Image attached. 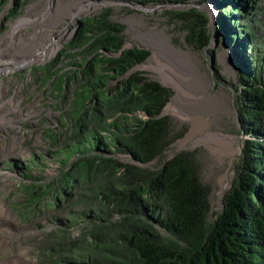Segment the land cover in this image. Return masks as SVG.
<instances>
[{"label":"trees","instance_id":"1","mask_svg":"<svg viewBox=\"0 0 264 264\" xmlns=\"http://www.w3.org/2000/svg\"><path fill=\"white\" fill-rule=\"evenodd\" d=\"M216 1L224 7L219 26L242 68L237 104L248 137L223 210L212 217L198 153L181 152L161 167L149 166L174 140L163 115L173 93L140 71L132 73L151 51L124 48L123 24L113 23L109 13L86 18L70 45L84 59L71 108L76 132L48 152L61 160L62 174L47 189L55 190L56 207L76 208L78 199L86 206L69 210L61 220L66 231L87 219L91 227L79 239L54 235L43 264H264V54L255 50L260 46L252 20L261 0ZM189 29L201 46L211 43L206 30ZM110 81L118 83L111 87ZM41 190L30 189V200L45 197Z\"/></svg>","mask_w":264,"mask_h":264},{"label":"rangeland","instance_id":"2","mask_svg":"<svg viewBox=\"0 0 264 264\" xmlns=\"http://www.w3.org/2000/svg\"><path fill=\"white\" fill-rule=\"evenodd\" d=\"M44 1L0 0V205L5 204L8 209L0 216V264H43L47 257L45 254L49 252L48 240L51 241L54 235L60 233L67 236V239H79L83 237L84 230L91 227V219L83 220L80 226L71 225L69 231L61 224L62 219L70 217L71 210L81 212L86 206L81 205L79 199L75 204L76 208L67 203L63 208L56 207L57 203L52 202L56 192H50L47 188L61 176L62 163L57 157L50 158L48 152L58 150L76 132L71 123V108L73 94L79 88L75 81L76 71L80 68L78 65L84 63L83 57L78 56L70 46L77 36V26L83 19L103 17L107 13L113 23H121L126 28L124 48L139 47L151 51L148 60L137 66L132 73L140 71L173 93L163 115L170 119L174 140L165 154L149 166L161 167L165 161L181 152L198 153L203 164L202 181L210 191L211 215L214 217L216 213H220L223 210V199L236 177V166L243 142L248 138L241 129L237 104V79L242 69L236 56L238 52L229 43L228 33L219 26L224 7L216 0H113L109 4L104 3L106 0H96V9L79 16L72 24L73 35L63 41L56 40L61 46L56 55L45 61L23 65V61L31 58L30 51L34 47L20 48L15 47V44L21 36L23 41L30 44L25 35L37 33L33 23L34 13L38 12L40 20L44 19L41 17L46 8ZM70 1L74 3L78 0ZM151 6L157 8L145 10V7ZM67 9V4L57 3L56 10L50 16L52 21L46 22L47 30L57 34L63 27L61 23H68L64 20L65 16H61L62 11L66 12ZM257 10L252 20L257 24L255 38L260 48L255 50L264 54V0H261ZM135 16L145 21L147 28H143V31L154 26L164 29L176 48L185 52L192 51L203 60L204 68L201 70L211 77L212 94L226 93V102L232 111L230 116L214 114L213 117L222 116V120L218 125L210 126V130L234 136L235 147L241 148L236 156H214L208 145L196 143L200 136L189 140L193 124L170 109L177 90L159 79L155 70L142 68L149 62L155 50L134 38L136 32L130 31L126 19ZM20 19H25L26 22L18 26ZM58 21L60 22L56 26ZM192 25L199 31L206 30L212 38L208 46H201L199 41L191 39L189 26ZM46 39L47 36L43 35L35 42L38 46L37 55ZM109 55L117 57L112 53ZM6 67L9 68L8 71L5 70ZM71 80L72 84L69 82ZM117 83L110 81L111 87H115ZM119 158L124 163L130 162L127 155H120ZM25 164H28L29 169L23 168ZM24 171L29 179L23 175ZM227 174L232 177V185L224 189L220 185V179ZM34 186L41 187V192L45 194L37 203L36 199L30 200V189ZM63 231H66L65 234Z\"/></svg>","mask_w":264,"mask_h":264},{"label":"bare ground","instance_id":"3","mask_svg":"<svg viewBox=\"0 0 264 264\" xmlns=\"http://www.w3.org/2000/svg\"><path fill=\"white\" fill-rule=\"evenodd\" d=\"M95 2L96 0H78L74 3L70 0H45L44 3L46 4V8L41 14V17L44 19L40 20V14L37 16L38 12L34 13L35 20H33V23H35L34 25L37 28V33L25 35L30 41V44L23 41L22 36L15 44V47L20 48H27L28 46L34 47V50L30 51L31 58L23 61V65L39 60L45 61L49 57L56 55L57 51L61 48V46L56 43V40L63 41L71 37L73 35L72 24L79 16L93 12L98 6ZM112 2L113 0H106L104 3L109 4ZM57 3L68 5L66 12L63 10L61 14L63 18L65 16L64 20H67L68 23L65 24L62 22L61 25H63V27L57 34H54L47 30L46 22L52 21V17L50 18V16L53 13L52 11L54 9L56 10ZM156 8V6L145 7V10H153ZM126 20L130 27V31L136 32L134 38L155 50L149 62L142 68L155 70L159 79L177 90L178 93L174 96L170 104V109L181 116L183 120L193 124L189 140L192 138L194 139L196 136H200V138L196 140V143L198 145L205 143L210 147L213 155L220 158L233 156L240 151V146L235 147L236 140L234 136L227 135L221 131L212 132L210 130V126L218 125L219 121L222 120V116L213 117L214 114L219 113L221 115L230 116L232 111L226 102V98H228L226 93L212 94L211 77L206 71L201 70L204 63L203 60L193 54L192 51L185 52L183 49L176 48L172 44L171 37L164 29L154 26L143 31V28L147 27L142 18L135 16L127 18ZM60 21L57 22L56 26ZM25 22V19H20L18 26ZM43 35L47 36V39L42 44L41 52L37 55L36 48L38 46L35 42ZM222 59L225 60V57L222 56ZM5 70L8 71L9 68L6 67ZM220 183L222 188L228 189V187L232 185L231 175L227 174L221 177ZM7 210L6 205L1 204L0 216Z\"/></svg>","mask_w":264,"mask_h":264},{"label":"water","instance_id":"4","mask_svg":"<svg viewBox=\"0 0 264 264\" xmlns=\"http://www.w3.org/2000/svg\"><path fill=\"white\" fill-rule=\"evenodd\" d=\"M242 153V152H241Z\"/></svg>","mask_w":264,"mask_h":264}]
</instances>
